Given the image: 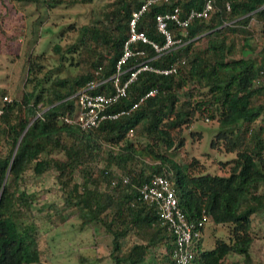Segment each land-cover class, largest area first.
<instances>
[{"label":"trees","instance_id":"obj_1","mask_svg":"<svg viewBox=\"0 0 264 264\" xmlns=\"http://www.w3.org/2000/svg\"><path fill=\"white\" fill-rule=\"evenodd\" d=\"M31 1L50 11L79 0ZM143 1L114 0L105 13L109 24L95 17L79 26L74 42L58 41L49 54L30 52L20 91L11 100L0 98V264H52L45 257L38 223L31 218L35 194L23 187L28 171L41 176L52 169L63 203L49 204L45 216L73 209L82 218V228L92 226L112 235L110 255L115 264L142 263L148 257L156 264L174 261V232L160 218L157 206L140 194L141 186L156 174L173 181L190 221L198 222L207 213L213 223L229 228V234L216 237L211 248L201 249L195 241L196 264H264L262 246L257 247L260 237L253 229L255 216L264 218V100L258 98L264 95V61L241 52L254 49L250 22L256 18L264 23V0H214L209 19H196L185 30L170 22L184 44L159 56L152 44L140 42L152 64L168 66L183 58L185 62L177 73L142 71L127 96L111 108H129L150 89L158 91L130 113L89 129L63 119L74 109V94L89 81L103 80L96 92L113 89L111 76L128 37L132 11ZM204 3L155 4L139 27L163 42L156 13L177 4L187 11ZM237 37L243 39L239 50ZM204 38L207 44L201 47ZM84 60L88 68L80 71ZM135 61L131 58L125 68ZM185 88L192 96L200 95L195 104L180 97ZM200 117L218 121L212 145L222 144L225 151L236 153L222 162L230 164L229 172H209L198 157L182 160L168 154L185 145V125Z\"/></svg>","mask_w":264,"mask_h":264},{"label":"rangeland","instance_id":"obj_2","mask_svg":"<svg viewBox=\"0 0 264 264\" xmlns=\"http://www.w3.org/2000/svg\"><path fill=\"white\" fill-rule=\"evenodd\" d=\"M24 1L25 3L23 0H0V98L2 100L5 94L12 98L18 90L20 91L26 58L30 52L49 54L52 52L53 44L58 41L64 45L74 42L79 36V26L90 22L95 17L100 16L109 24L110 21L105 13L112 9L111 3L114 0H79L58 5L50 11L46 10V5L41 7L36 1ZM32 16H34L36 37L41 35L42 38L28 51L24 33L27 22ZM43 19L44 22L40 23ZM71 23L75 27L69 26ZM250 27L251 31L253 30L251 43L254 49L241 52L262 62L264 61L262 42L264 23L253 18ZM206 44L207 40L204 38L198 45L203 47ZM236 45L238 50L242 47V37H237ZM96 49L102 50L101 47H96ZM87 68L88 63L84 60L79 70L86 71ZM1 89H6L7 92L3 94ZM180 97L183 100H194L200 95L196 93L192 96L190 90L185 88L180 89ZM258 98L264 100V95ZM193 103L195 104L196 101L194 100ZM217 129L218 121L215 119L208 117L195 119L190 126L185 125L184 127L185 145L169 150L168 154L182 160L198 157L209 172L222 174L229 172L230 164L223 166L222 162L228 161L236 153L225 151L222 144L218 147L212 145L211 141L216 137ZM76 177L80 182L83 181L80 173H77ZM25 178L23 187H26L29 192H34L36 200L32 208V217H29L38 223L41 242L47 251L45 257L52 264H115L110 255L112 235L105 234L101 229L96 232L92 226L82 228L80 224L82 218L73 213V209L69 210L72 214L66 210L57 215L53 214L52 218L45 216L49 204L62 206L63 203L62 192L59 189L54 169L41 176L28 171ZM253 229L254 233L260 237L257 247L262 246L261 251L264 255V218L262 215L255 216ZM151 263L148 257L144 262L137 264Z\"/></svg>","mask_w":264,"mask_h":264},{"label":"built area","instance_id":"obj_3","mask_svg":"<svg viewBox=\"0 0 264 264\" xmlns=\"http://www.w3.org/2000/svg\"><path fill=\"white\" fill-rule=\"evenodd\" d=\"M168 1L144 0L139 7L133 9L129 20L128 37L125 39L123 52L117 60V70L111 76L113 89L110 92H96L94 88L103 80L93 79L89 81L74 94V109L63 115L64 121L76 123L83 129H89L98 126L104 119L118 118L121 115L130 113L147 97L155 95L158 91L157 88L150 89L129 108L121 107L118 110L111 108L122 97L127 96L130 85L142 71L150 70L164 74L179 71V65L185 62V58L181 62L177 61L168 66L155 65L150 62L152 58L147 56L146 49L139 46V43L152 44L157 52L156 56L181 46L184 44L183 37L175 34L170 27V22L185 30L196 19H209L215 9V3L214 0H205L201 8L192 7L187 11H184L177 4L164 12L156 13V28L164 36L163 42H160L150 38L146 30L139 27V21L151 6ZM131 58L136 59L135 63L125 68ZM99 72L100 69L95 70L96 74H99ZM125 74L126 77H123ZM4 100H11V97L5 94ZM133 132L134 130L131 129L130 134H133ZM127 179L128 177H125V180ZM140 194L143 200L157 206L160 218L176 236L174 261L171 264H196L194 243L202 236L204 227L211 220V217L205 213L198 222L190 221L186 212L179 205L173 181L163 174H156L150 181L145 182L141 186Z\"/></svg>","mask_w":264,"mask_h":264},{"label":"crops","instance_id":"obj_4","mask_svg":"<svg viewBox=\"0 0 264 264\" xmlns=\"http://www.w3.org/2000/svg\"><path fill=\"white\" fill-rule=\"evenodd\" d=\"M23 2L25 3L24 0H23ZM41 10L42 9H40V11ZM35 28L36 27L34 24V16H32V18H30V20H28V22H27V27H26V30L24 33V37L26 40L28 51L32 45L34 46L37 42L41 41V38H42L41 35H39L37 41L36 42L33 41L36 38ZM209 227H211V228L209 229ZM228 232H229V229L226 225L215 224V223H213L212 220H210V222H208L206 224V226L204 227L202 236L198 240L201 249H207V248L213 247L214 242H215V238L216 237H226L228 235ZM155 259L156 258H154V260ZM151 262H152V260H151ZM151 264H156V260L154 262H152Z\"/></svg>","mask_w":264,"mask_h":264}]
</instances>
